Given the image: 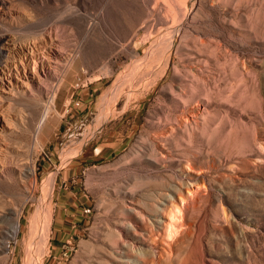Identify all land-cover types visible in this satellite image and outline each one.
<instances>
[{
    "label": "rangeland",
    "instance_id": "374dc122",
    "mask_svg": "<svg viewBox=\"0 0 264 264\" xmlns=\"http://www.w3.org/2000/svg\"><path fill=\"white\" fill-rule=\"evenodd\" d=\"M8 1L65 55L4 108L0 264H264V0Z\"/></svg>",
    "mask_w": 264,
    "mask_h": 264
},
{
    "label": "bare ground",
    "instance_id": "6f19581e",
    "mask_svg": "<svg viewBox=\"0 0 264 264\" xmlns=\"http://www.w3.org/2000/svg\"><path fill=\"white\" fill-rule=\"evenodd\" d=\"M8 6H9L8 0H0V16H8V13L6 12L7 9H10L8 8ZM0 46H1L0 59H5L4 61L0 62V162L3 163L4 166L7 163L6 162L7 160L4 156L5 140L3 133L7 131L8 130L7 128H9L10 125L12 124V118L5 112L4 108L11 103L13 97H17L18 95L27 96L29 94L33 95L34 92H38V93H46V95L49 96L50 94L49 82L51 81V79L56 77V72L65 54H63L62 52L63 50L61 51L60 43H58L51 36L49 37L48 41L36 43L33 47L29 48L26 46L25 48H18L13 43L12 37L6 34L1 37ZM43 117L44 118L41 122L44 121L46 116ZM42 124L40 125V127L42 126ZM24 175L25 176L35 175V173L33 172L32 169H27L23 173V176ZM37 212L39 213L38 215L41 216V220L46 224L48 222L47 220L48 218H47V209L45 208V204L41 203V205L39 206V210H37ZM33 216L35 217V215ZM155 222L158 224L161 223L159 221H155ZM33 225H31L32 226L31 228H33ZM36 226L37 224L35 225V227ZM20 227H21L20 216H18L16 224L12 227V230L9 233H7V238H15L17 234L20 233L19 232ZM46 227H48L46 228V231H45V227H43L44 229L38 228L37 236L40 240L41 239L44 240L46 234L48 233L47 229H49V226L46 225ZM33 232H35V229ZM31 234L33 236V233ZM33 238H32L33 241L36 240V236L35 239ZM47 238L48 237H46V239ZM5 242L8 241L6 240ZM41 244H39L38 246H40ZM141 244L143 243L141 242ZM2 248L3 247H1L0 249ZM32 248L35 250V247ZM40 249L42 250L43 248ZM40 251L38 250L36 254L38 255ZM36 254L34 257L35 258L34 264H41L42 262L39 263V259L37 260ZM123 263L131 264L132 262L125 261ZM27 264H29V261L27 262Z\"/></svg>",
    "mask_w": 264,
    "mask_h": 264
},
{
    "label": "built area",
    "instance_id": "2783aa9c",
    "mask_svg": "<svg viewBox=\"0 0 264 264\" xmlns=\"http://www.w3.org/2000/svg\"><path fill=\"white\" fill-rule=\"evenodd\" d=\"M83 214L87 217H90L92 215V209L91 208L84 209Z\"/></svg>",
    "mask_w": 264,
    "mask_h": 264
},
{
    "label": "crops",
    "instance_id": "0c3cea01",
    "mask_svg": "<svg viewBox=\"0 0 264 264\" xmlns=\"http://www.w3.org/2000/svg\"><path fill=\"white\" fill-rule=\"evenodd\" d=\"M67 220H73V219H71V217L68 215L67 216ZM74 228V227H73ZM70 232H72V229H70Z\"/></svg>",
    "mask_w": 264,
    "mask_h": 264
}]
</instances>
